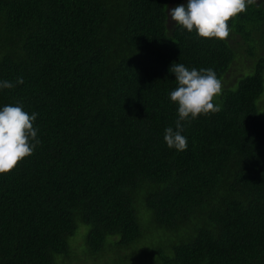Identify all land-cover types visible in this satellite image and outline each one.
<instances>
[{
    "label": "trees",
    "instance_id": "16d2710c",
    "mask_svg": "<svg viewBox=\"0 0 264 264\" xmlns=\"http://www.w3.org/2000/svg\"><path fill=\"white\" fill-rule=\"evenodd\" d=\"M171 2L0 0V79L25 80L0 106L38 112L42 140L0 174V264L71 259L79 222L96 257L264 264V58L237 89L231 75L247 44L253 56L264 45V7L230 18L218 40L171 26ZM179 62L223 80L220 111L186 126L183 151L164 141Z\"/></svg>",
    "mask_w": 264,
    "mask_h": 264
},
{
    "label": "clouds",
    "instance_id": "9594fccd",
    "mask_svg": "<svg viewBox=\"0 0 264 264\" xmlns=\"http://www.w3.org/2000/svg\"><path fill=\"white\" fill-rule=\"evenodd\" d=\"M173 2V0H172ZM169 4V7L172 5ZM255 0H184L169 11V16L181 30L195 32L201 38L226 40L233 29L229 19L246 12ZM170 72L175 73L177 87L170 99L177 104L175 126L164 130V141L170 149L183 151L188 146L184 135L187 125L201 115L220 111L215 98L222 92V80L213 68H188L183 63H173ZM25 83L23 76L14 81L0 79V92L15 89ZM38 112L29 113L22 103L0 106V174L13 170L19 162L33 155L42 144Z\"/></svg>",
    "mask_w": 264,
    "mask_h": 264
},
{
    "label": "rangeland",
    "instance_id": "374dc122",
    "mask_svg": "<svg viewBox=\"0 0 264 264\" xmlns=\"http://www.w3.org/2000/svg\"><path fill=\"white\" fill-rule=\"evenodd\" d=\"M183 1L184 0H173L172 5L169 7L168 15L171 8L177 6L178 4H181ZM169 23L171 26L176 25V23L170 19V16H169ZM253 49H255L256 56L248 54L249 52L248 44L237 55V60L235 61L234 66L231 70V75L234 78V82H235V85L233 87L236 86L235 89L238 88L242 77H244L247 74L252 75L255 72V66L257 65V61L260 58H264V45H262L261 40H259V42L256 45H254ZM217 97L215 98V103L219 104ZM219 105L221 108V104ZM257 106L259 109L260 116L264 118V94L258 100ZM140 209H143L146 212V209L144 208L142 203L137 202L136 210L139 215H140ZM155 229L156 227L150 224L143 225V231H145V235L147 234L149 235L150 232L151 233L155 232L156 231ZM89 230L90 228L84 225L82 222L78 223V231L76 235L74 237H71L69 240V245H70L69 257H71V259H68L65 256H57L56 257L57 264H109L110 260L115 258L116 256H117V261L114 262L113 264H119L120 261L125 262L126 264H141L144 262L143 260L135 259L134 255L127 256V255H122L121 253L118 255L117 252L114 251H107L102 255L100 254L101 256L98 255V257H96V255H92L89 252L86 242ZM110 240H113V238H108V243H110Z\"/></svg>",
    "mask_w": 264,
    "mask_h": 264
},
{
    "label": "flooded vegetation",
    "instance_id": "af4514ba",
    "mask_svg": "<svg viewBox=\"0 0 264 264\" xmlns=\"http://www.w3.org/2000/svg\"><path fill=\"white\" fill-rule=\"evenodd\" d=\"M257 5L264 7V0H255Z\"/></svg>",
    "mask_w": 264,
    "mask_h": 264
}]
</instances>
